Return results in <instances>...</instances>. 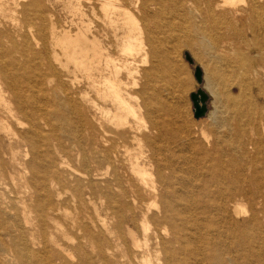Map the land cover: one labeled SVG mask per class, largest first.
<instances>
[{"label":"bare ground","instance_id":"obj_1","mask_svg":"<svg viewBox=\"0 0 264 264\" xmlns=\"http://www.w3.org/2000/svg\"><path fill=\"white\" fill-rule=\"evenodd\" d=\"M68 5L62 22L43 0H0V264H264V114L232 96L213 140L184 141L213 143L214 159L201 148L203 159L159 162L157 141L175 132L151 111L146 124L133 97L150 105L151 88L130 61H160L179 18L207 33L245 17L264 52V0Z\"/></svg>","mask_w":264,"mask_h":264},{"label":"rangeland","instance_id":"obj_2","mask_svg":"<svg viewBox=\"0 0 264 264\" xmlns=\"http://www.w3.org/2000/svg\"><path fill=\"white\" fill-rule=\"evenodd\" d=\"M43 1L46 3L48 9L53 11L57 18L59 17L60 21H70L74 17V15H71L72 12L68 5L70 0H49V4L47 0ZM242 5L240 3L239 7ZM187 12L192 15L194 11L187 9ZM176 14L179 18L180 12L176 11ZM19 18L22 19L21 15ZM193 20L196 22L189 23L181 21L179 18L176 21L178 23L176 29L174 28L175 30L172 33L170 32L169 37L161 39L160 34L159 47L163 54V57H160V61H154V58L150 56L148 57V62L143 64L141 54L134 53L136 59L133 58V54L130 55L132 56L130 57L131 63L133 62V65L141 70V72L137 73L139 77L137 78L141 81H139V84L143 85L147 83L151 88L149 95H145V98L150 96V105L144 104V98L139 92L137 93L138 95L136 94V97H133L138 99L135 104L141 106L142 110L140 109V111H142L141 113L146 124H150V117L152 116L149 114V111H151L153 117L163 126L165 124L171 125L173 132H175V141L171 142V140H168L169 136L157 141V144L160 145V150L157 153L156 159L159 162H163L166 156H171L170 152L175 155L185 156L190 161L196 158L197 160L199 158L203 159L202 157L205 156V153L203 155L200 154L201 148L205 149L208 153L210 152L208 156L214 159L213 143L203 144L200 148L198 145H186L184 141L188 137V134H195V132L198 134L202 131L210 134L213 140V117L230 114L231 111L227 109V104L229 98L232 96L239 98L240 101L242 100L241 102L244 101L242 103L244 107L248 104L245 108L253 116L255 115L258 118L264 114L262 111L264 110V72H261L264 71V52L257 50L255 46L254 31L249 27L251 20L239 16L233 24H229L228 22L231 23V20L228 19V22L220 24L218 27L214 25L213 21L211 23L208 22L206 24L215 27V30L207 33L205 31V24H202L198 19L193 18ZM154 25L152 23L150 27L153 31H157ZM109 39L107 38L106 42H115L113 38ZM118 50V47L117 51L115 48H112V53L116 57L120 56V51L118 52ZM188 56L193 59V63L189 62ZM234 58L238 59V61L233 62ZM224 60L225 62H223ZM158 62L159 65L156 68L158 70L153 71L150 76L146 77L145 69L151 70L153 65H157ZM209 63L215 64L217 70L220 72L216 80L212 82L211 80L208 82L206 78V68ZM197 66L203 70V84H199L194 76ZM244 82L247 84H244ZM141 85L137 88L138 91H140ZM198 88H203L210 96L209 112L205 117L199 119L194 117L193 102L191 100V93L196 92ZM253 103L255 104L254 106L252 105ZM227 117L230 116L228 115ZM228 120L226 122L229 124L235 125L237 122V119ZM163 131L166 132L165 127H163ZM164 146H169L170 150L168 152L162 151ZM222 147L230 149L227 143H224ZM197 166H200V164H197ZM139 219H141L140 214ZM130 226L136 229L137 232H140L139 227L135 226L132 222ZM125 227H128V224H125Z\"/></svg>","mask_w":264,"mask_h":264},{"label":"water","instance_id":"obj_3","mask_svg":"<svg viewBox=\"0 0 264 264\" xmlns=\"http://www.w3.org/2000/svg\"><path fill=\"white\" fill-rule=\"evenodd\" d=\"M189 62L193 63L191 57H187ZM194 76L199 84L204 82V73L201 67L197 66ZM191 100L193 102L194 117L199 119L205 117L209 112V94L203 89L198 88L196 92L191 93Z\"/></svg>","mask_w":264,"mask_h":264}]
</instances>
